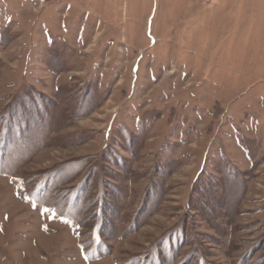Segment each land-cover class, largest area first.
I'll list each match as a JSON object with an SVG mask.
<instances>
[{"label":"rangeland","instance_id":"obj_1","mask_svg":"<svg viewBox=\"0 0 264 264\" xmlns=\"http://www.w3.org/2000/svg\"><path fill=\"white\" fill-rule=\"evenodd\" d=\"M0 264H264L258 1L0 0Z\"/></svg>","mask_w":264,"mask_h":264},{"label":"crops","instance_id":"obj_2","mask_svg":"<svg viewBox=\"0 0 264 264\" xmlns=\"http://www.w3.org/2000/svg\"><path fill=\"white\" fill-rule=\"evenodd\" d=\"M254 1H258L260 9H262V11H264V0H254ZM255 9H257V8H255Z\"/></svg>","mask_w":264,"mask_h":264}]
</instances>
